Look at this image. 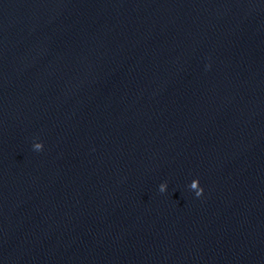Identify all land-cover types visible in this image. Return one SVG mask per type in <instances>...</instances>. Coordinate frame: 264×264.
<instances>
[{
    "label": "water",
    "instance_id": "1",
    "mask_svg": "<svg viewBox=\"0 0 264 264\" xmlns=\"http://www.w3.org/2000/svg\"><path fill=\"white\" fill-rule=\"evenodd\" d=\"M0 264H264V0H0Z\"/></svg>",
    "mask_w": 264,
    "mask_h": 264
},
{
    "label": "clouds",
    "instance_id": "2",
    "mask_svg": "<svg viewBox=\"0 0 264 264\" xmlns=\"http://www.w3.org/2000/svg\"><path fill=\"white\" fill-rule=\"evenodd\" d=\"M43 142L42 141H39V142H35L33 147L35 150H42L43 149ZM190 188L195 190V193H196V196H201L203 194V187L200 185V182H199V178H196V179H193L191 181V184H190ZM159 190L161 192H165L167 190V182H162L160 185H159Z\"/></svg>",
    "mask_w": 264,
    "mask_h": 264
}]
</instances>
